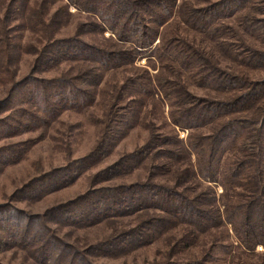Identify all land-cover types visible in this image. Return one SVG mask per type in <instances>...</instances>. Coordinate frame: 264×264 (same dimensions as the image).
Instances as JSON below:
<instances>
[{"label": "rangeland", "instance_id": "obj_1", "mask_svg": "<svg viewBox=\"0 0 264 264\" xmlns=\"http://www.w3.org/2000/svg\"><path fill=\"white\" fill-rule=\"evenodd\" d=\"M218 1L175 0L172 12L163 11L159 28L153 22L158 15L145 18L159 32L152 49L129 64L96 70L91 62L49 65L40 56L55 40L81 39L118 50L111 41L115 35L101 32L93 14L69 0H0V264H264L262 246L246 253L233 229L216 221L213 208L244 199L232 198L234 190L221 198L223 187L201 172L215 124L191 131L176 127L175 134L168 105L137 85L147 83V72H164L151 56L162 39L163 55L175 62L180 59L172 47L188 43L222 71L252 72V89L264 80V64L252 70L238 65L236 50L219 52L225 39L211 43L194 31L198 12ZM259 1L221 21L238 30L242 53L264 52L259 39L264 21L254 20H264V0ZM248 13L252 34L241 25ZM170 66L181 70L177 63ZM82 74L88 79L74 91L85 100L67 104L64 97L74 96L67 90L60 94V86L67 85L61 82ZM183 76L189 93L201 100L233 94L201 86L197 75ZM262 127L257 152L264 166V122ZM190 135L195 151L182 147ZM101 208L100 217L87 212ZM192 210L207 218L191 217ZM19 229L38 230V238L25 244L9 239Z\"/></svg>", "mask_w": 264, "mask_h": 264}, {"label": "trees", "instance_id": "obj_2", "mask_svg": "<svg viewBox=\"0 0 264 264\" xmlns=\"http://www.w3.org/2000/svg\"><path fill=\"white\" fill-rule=\"evenodd\" d=\"M145 1L84 0L83 4H78L77 0H69L83 8L80 10L93 14L101 32L107 30L114 34L115 38H112L111 41L119 49H102L81 39L55 40L46 44L40 56L49 65L51 63L58 64L67 59L78 60L81 63L87 61L96 64V70L98 66L101 69L110 70L120 63L129 64L130 58L134 62L135 58L139 54H143L144 50L152 49L159 36L156 28L146 25L145 18L158 15V18L153 22L158 23L159 28L163 24V11L172 12L171 9L175 2V0ZM253 1L258 2L259 0H219L214 4L210 3L206 11L198 12L202 14L197 15L198 23L194 29L206 36L211 43L219 38L225 39L223 43L219 44L222 46L219 52L228 55L236 50L237 53L233 57L236 64L243 65L250 70L259 64H264V52L258 50L252 54V50L247 49L242 53L239 46L244 40L238 36V30L234 31V29L226 27L227 25L221 21H223V17L234 16L239 11L238 15L243 13L244 9H254ZM194 12L195 10H193ZM244 19L245 23L241 22V25L248 30V33L252 34V26H248L249 21L252 25V13L244 16ZM259 19L263 18H254L256 23L264 21ZM198 28L202 30L200 31ZM256 31L259 30L256 29ZM231 39L235 42H231ZM259 39L264 43V31ZM162 42L163 39L160 45L154 48L151 56L158 57V62L162 69L164 67V72L156 73L155 76H151L147 72L145 78L147 83L139 80L138 88L141 86L144 93L153 99L156 98L162 106L168 105L171 131L175 134L177 133L176 127L191 131L201 130L202 127L215 124L209 138L213 142L212 149L205 161L200 160L201 172L208 182L218 181L223 187L221 198L227 192L234 190L236 193L232 198L244 199L234 206L223 205L221 209L213 208V211H215L216 221H221L228 232L233 229L238 239V246L246 253L254 254L258 246H262L264 249V166L257 152L261 145L257 128H263L262 123L264 122V80L253 84L252 89V72L240 75L238 72L222 71L216 66H211L210 59L188 43H182L180 46L176 43L177 46L172 47L176 57L180 59V62H175L171 56L163 55L162 50L165 49V44ZM179 51L185 53L181 55ZM173 63L179 64L180 72L174 71L170 66ZM186 73L191 76H199L203 87H215L219 91L233 94L228 98L207 100L204 98L201 100L189 93L190 89H187L184 80L186 77L183 76ZM87 75L82 74V76L61 82V84L67 85L63 90L60 86V94L67 90L74 96H65L64 102L67 104L84 102L85 96L81 97L78 95L80 93L75 94L74 90H77L76 87H81L79 86L81 81L88 79ZM211 79H215L212 84ZM82 92L84 93L83 89ZM60 94H56L54 97L60 98ZM204 139L206 138L204 137ZM252 139H255L253 146ZM186 144H182L185 151L186 147L188 149L190 147L194 151L197 149L192 135L188 137ZM228 149L230 151L227 153ZM197 166L199 167V165ZM241 189L242 193H240ZM229 208H232V213ZM104 209L87 210V212L100 217L105 215ZM199 214L205 219L207 218V214L200 210H192L191 217ZM181 220L184 222L183 219ZM15 233L10 234L9 239H20L23 244L28 243L31 238L37 239L36 235H39L38 230L29 233L24 229H19L15 230ZM27 238L29 239L26 242ZM261 253L264 254V250ZM59 264L66 263L60 261Z\"/></svg>", "mask_w": 264, "mask_h": 264}]
</instances>
